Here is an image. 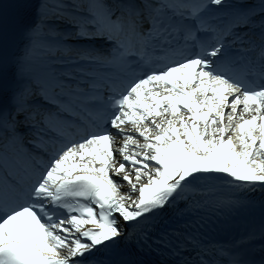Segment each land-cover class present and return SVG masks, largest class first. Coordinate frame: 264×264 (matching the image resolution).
I'll list each match as a JSON object with an SVG mask.
<instances>
[{
  "label": "snow or ice",
  "instance_id": "obj_1",
  "mask_svg": "<svg viewBox=\"0 0 264 264\" xmlns=\"http://www.w3.org/2000/svg\"><path fill=\"white\" fill-rule=\"evenodd\" d=\"M0 264H264V0H0Z\"/></svg>",
  "mask_w": 264,
  "mask_h": 264
}]
</instances>
